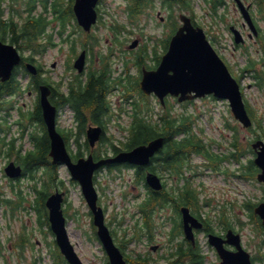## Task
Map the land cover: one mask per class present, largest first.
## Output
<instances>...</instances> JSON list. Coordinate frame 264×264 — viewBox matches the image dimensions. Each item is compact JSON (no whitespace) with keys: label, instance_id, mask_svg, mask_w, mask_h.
<instances>
[{"label":"rangeland","instance_id":"obj_1","mask_svg":"<svg viewBox=\"0 0 264 264\" xmlns=\"http://www.w3.org/2000/svg\"><path fill=\"white\" fill-rule=\"evenodd\" d=\"M106 1L111 2L112 0ZM114 1L118 2L120 0ZM70 6H73V0H62V8L66 9ZM19 7H21L20 12L23 16H26V8L22 9L21 5H19ZM50 7L53 10V4H51ZM43 8V5L38 3L37 12L41 11ZM103 8H106V5H103ZM3 9L5 14L8 15V2H4ZM106 9H109V7ZM196 9L200 10L198 6H196ZM230 11L232 21H241V19L239 20V14L236 12L232 4ZM47 17L50 20H53L51 24H49V31L54 34L53 38L57 45L49 47L43 55L38 57V60L47 70L45 76L61 82L64 84L63 88L66 89V85L71 80H75V76L78 74L73 67V62L83 49V46H77V51L73 52L69 43L63 41L61 35H56L61 25L55 20L53 13L47 14ZM116 18L125 23L129 29V21L126 18V15L119 12L116 15ZM17 19L18 21L23 22L24 18L18 16ZM141 21H143V19ZM111 22L112 19L105 14L99 26L95 27L92 32L97 36L99 43L94 46V50L90 52L89 69H99L101 67V57L106 54L107 49L112 45L118 46L114 44V33L108 27V24ZM158 22L159 20L154 19L152 24L146 28L149 31L144 35V38L147 40L145 39L143 44L145 45V42H147L150 43L151 46H157L158 52L163 54L160 41L158 44H155L156 40H154L153 43L150 42L151 35L155 38L166 37L167 31L162 32L164 29L158 27ZM261 24L264 28V23ZM75 26V20L68 22L66 24V30L72 32ZM157 31L159 32V35L155 33ZM124 33L125 34L120 35L124 40L131 36L127 31ZM160 33L162 34L160 35ZM219 35L221 41L217 40L214 47H216L217 51L225 57V60L232 65L233 68L231 71L233 75L236 78L237 76L241 77L239 82L242 86L244 100L249 106H252L257 111V115L264 128V90H261V88L254 85V79L250 73L241 70L242 66H244L245 58L240 52L234 50L230 34L222 31ZM77 37L84 39L85 34L80 30H76L71 38L74 40ZM3 40L10 41V37L6 36ZM131 41L132 40L128 41V44H130ZM247 42L251 49L249 54L257 60H260L262 53L257 52L255 43L251 40H248ZM143 46H140V48ZM117 48V54L114 55V57L112 56L110 61L113 62L112 69L120 71L121 73L119 75L122 76L124 75V69L122 62L118 60L120 59L118 57L119 50H131L128 45L118 46ZM140 48L138 49L140 50ZM21 52L24 56H29L30 54V51L28 50H22ZM54 62L57 63L56 68L51 67ZM156 63L155 54L150 52L149 58H147V65L153 66ZM21 69H23V67ZM130 69L131 70H128L126 75L131 73V75L141 76V71L137 66H133ZM19 78H22V84L25 86L29 84V79L31 77L30 75L26 77L20 75ZM136 81L137 79L133 80L132 83L135 84ZM120 88L108 93V99L112 111L114 112L113 120L108 127V135L111 137L114 136V140L117 144H119V140L123 138V133H121L122 130L118 127V124L120 123L124 127L128 126L132 122L134 110L132 102L130 103L121 93L123 87L120 86ZM1 101H6L9 107H3L0 114L5 117L12 114L11 120H15L17 113L15 109L10 108V104L23 107L25 110H30L35 104L36 92L34 90L26 91V93L16 95L14 98H11L10 95H8ZM148 101L152 107L149 111L153 115L162 114L168 109L169 112L175 116H191L194 120L193 131L195 133L200 134L208 144L214 140L222 143L221 146L214 143L213 145L210 144L212 151L219 154H224L231 150L230 139L234 132L228 128L227 123L238 126L239 131L237 134L240 140L241 138H247L248 141H253L259 134H261V138L264 139L263 129L259 127L258 122L255 120L253 129L244 128L234 117L227 100L208 96L179 103L175 97L169 96L167 97V104L165 107L161 105L159 99L155 95H151ZM123 109L125 110L123 111ZM67 111H62L61 124L65 122L69 127L74 126V124L77 126L73 120V114L69 109ZM8 131V140L19 135V130L16 124H12V128ZM76 138V131H74V134L69 137L70 149L74 153L77 152L79 148ZM85 140L86 135L84 133L80 136L79 141L83 144ZM22 141L24 143L22 145L23 148L28 149L33 147L28 139H22ZM16 144L18 146V144L21 145L22 143L17 141ZM100 145L101 147H97L98 152L101 151L106 153V151H108L109 154L112 153L110 142H104ZM244 149H246L247 152L242 156L240 162L228 160L222 164L220 170L229 169L231 172H236L240 168V171L245 172L248 170L246 166L251 168L250 160L254 159L255 154L251 151L252 147L249 144L248 147L245 145ZM82 150L84 152L83 155H87L90 152V147L88 148L85 145ZM9 157L12 156L4 155L0 158V192H5L7 197L18 198L17 189L22 188L26 197L25 201L22 202V205L16 209L6 208L0 205V236L4 241H7L2 256L0 254V264H5V261H8L9 264H57L55 263L54 258L48 256L50 247L47 241L50 240V244H53L54 235L49 231L46 233V227H40L37 212L30 208V205L35 202L37 196L36 193L32 192V182L26 175L21 179L20 186H18V180H12L5 174L4 166L7 163L6 159ZM194 158L192 164L196 166L191 167V170H189L187 174L189 176L195 175L193 181L195 186L201 190L203 201L209 200L211 203L205 205L204 210L211 213L214 228L218 232L224 231L221 226L218 225L219 217L224 208L227 217L230 218L231 227L242 234L244 246L250 251L253 257L258 256L254 263L264 264V259H262L264 258V233L258 231L255 224L250 221L248 215L249 211L245 207V202L253 201L259 203L264 200L263 184L256 178L259 171L254 178L241 179L235 177V175L222 174L220 170L216 172L207 168L203 163V157L196 156ZM59 174L60 178L65 181V185L61 186V189L66 192L67 197V202L64 204V208H67L70 205L68 209L69 215L67 227L71 241L75 245L79 256L86 264H106L108 258L106 252L103 250L101 242L96 236L92 216L89 213L90 209L83 196L80 184L76 181H72L70 172L64 165L59 166ZM95 181L100 195V204L106 209V215L109 220H112L114 218L113 216L123 218L124 216L131 217L133 215V217L125 223L129 225L130 223L132 224L135 219H142L143 215L140 212L138 205L140 202L144 201L143 198L146 196V188L143 184L137 182V173L134 168L125 166L112 169L105 168L98 172ZM168 182L169 184L174 183L175 186L183 183L182 181L177 183L174 179H171ZM56 188L57 186L54 184L50 191L53 192ZM25 207L28 208L24 209ZM12 211L15 212L13 213ZM193 213L196 214L194 211ZM154 215L158 228L154 230L155 240L151 245L159 243V241L161 243L162 241L164 242V247L159 251H154L148 245L147 239L143 237L138 243L133 242L125 246L126 252L132 256L137 255L138 252H141L144 256L152 254L158 258V262H161L162 264H172L171 262H173L175 257H172L171 259L163 257L165 254L169 253L172 246H174L172 242L167 243V232H169L171 228V222L165 223V225L163 223L166 219L169 220L175 216V212L170 208H157ZM240 220L243 223H241ZM112 227L118 229V236L123 239L118 224L115 223ZM22 229H26V231L29 232L33 241L32 245L27 246L24 251L15 249V247L11 246L10 241L7 240L9 238L14 239L17 233L21 232ZM183 238L184 234L180 233L178 239L181 240ZM196 238L200 253L205 257V264H221V259L215 249L208 243L206 233L199 231ZM169 243L171 246H169ZM35 256L41 257L40 260L35 262Z\"/></svg>","mask_w":264,"mask_h":264},{"label":"trees","instance_id":"obj_2","mask_svg":"<svg viewBox=\"0 0 264 264\" xmlns=\"http://www.w3.org/2000/svg\"><path fill=\"white\" fill-rule=\"evenodd\" d=\"M3 1L0 0V37H10L12 43L18 44L20 50L30 51L29 56L24 58V61L36 62V55L43 52L49 44H52L53 35H48L43 39L45 34V27L47 21L42 16H36L33 14L32 10L35 7V0H23L26 6L31 10L29 14L24 16L23 22H19L15 19L16 15L22 16V13L17 9H12V16L6 17L2 5ZM12 3H16L18 0H8ZM170 3H180L184 2L189 3V0H168ZM260 2L261 8L264 10V5L262 1ZM54 10L57 13L56 20L60 21L59 33L62 37L66 31V24L73 21L74 12L72 7L66 9L62 8L61 0H56L53 4ZM17 10V11H16ZM71 36V35H70ZM64 38L65 41L70 40ZM80 41V45L83 47L90 48L94 50V46L88 43H94V41L84 40L83 38H77ZM77 40H73L71 44V50L73 52L77 51ZM88 45V46H87ZM146 47H143L139 50V53L135 56V62L139 67L143 66L146 63V58L148 56L146 52ZM129 62V61H128ZM102 66L99 70H90L89 76L84 80L83 78L76 77L75 81H71L68 85V92L61 93V90L58 87L51 85L53 90L52 93H59V99L56 100L60 105L68 104L74 109L76 114V119L78 121V132L76 134V139L79 144L77 152H72L74 157L83 155V147L86 145L89 148L87 140L82 144L79 139L82 134L85 133L87 124L93 122L94 124H106L107 118L110 116L111 109L108 100V93L112 87L113 80L111 79L110 71V56H105L101 58ZM23 75L27 74V70L23 69ZM246 70L252 75L254 83L257 87L264 89V75L262 73V68L257 67V60L253 58L250 54L247 56L246 60ZM19 70H16L13 76L2 82L0 79V112H2L3 107H9L6 101L2 102L5 96L13 95L15 93H20L24 91L22 85L18 79ZM41 72V69H40ZM137 79L136 83L133 84L132 81ZM139 78L128 77L126 82L122 79L118 80V83H124L126 87V94L133 93L136 95L135 98L126 96V99L129 102H132L134 105L133 110V119L129 126L123 127V131L126 132L125 139H120L119 144H117L113 139H111L112 149L115 152L121 150H128L137 146L139 144L148 143L150 140L156 137H163L164 142L162 148L156 153L150 164L142 166L141 170L137 173L138 182H143L144 186L147 188V198L140 204L141 212L143 213L142 224L137 225L135 236L133 238H140V235H147L149 240H153V230H154V213L155 206H162L166 203H172L175 206L179 207L181 205H187L193 207V211L196 215L202 219L205 223L204 229L209 231H214L213 219L210 212L204 210L205 205H209V200L203 201L200 191L194 187L190 181V178L187 176L186 171L188 168L193 166V158L195 154H199L204 159V164L206 166H213L218 168V163L224 161L225 158L229 160L239 161L241 154L235 151V147H232V152L226 157L221 156L220 154L214 153L209 145L200 135L193 131L194 120L191 116H175L169 110L163 112L159 118L155 119L154 116L150 113L152 108L150 105L149 96L143 94L141 89L138 86ZM33 83H30L28 89H31L32 86L38 88L40 82H47L50 80L48 78H43L39 73L37 76L32 77ZM34 87V88H35ZM52 100V98H51ZM55 101V102H56ZM248 111L250 115L256 120L259 124V127L262 128V124L257 115V111L247 104ZM1 117H4L1 119ZM28 119L30 121H35L38 119L41 121L46 131L45 124L43 122V116L41 112L40 104L36 105V108L28 113ZM232 128H236L232 126ZM8 132V123L7 118L0 114V152L6 151L5 154L13 155L15 153L18 156V162L24 167V173L31 177V179L39 178L41 180V187L36 189L37 198L34 202V208L37 212V217L40 227L47 226L49 228L48 221V212L45 206V200L52 186L55 184L57 187L64 186V181L60 178L59 174V164H54L49 157L50 150V139L48 138L47 131L44 136H34V139L38 138L37 144L38 147L35 150L27 152L25 155H22L20 151L16 150V147L13 142L7 145L5 134ZM264 132V130H263ZM65 136V135H64ZM261 137L262 135L259 134ZM66 141H69V135L65 136ZM105 138V137H104ZM238 144L240 147L239 138L234 137V146ZM107 153V151H106ZM219 161V162H218ZM251 168L247 167L245 175L247 178H254L256 172L258 171L257 167L254 165V162L250 161ZM254 168V170H253ZM150 169L158 173L160 176L162 171L168 170L169 174L172 176L178 177L179 180H184L182 187L175 188L174 186L171 189L165 191V188L161 190H153L145 183V171ZM41 170V173L39 172ZM19 199L12 200L6 199L4 196L0 195V201L8 204L10 208H18L22 202L25 201V196L22 192L18 193ZM203 203V204H202ZM257 205V202L248 201L245 203V207L249 211L248 215L250 221L255 224V227L258 231L264 233V227L262 221L257 214L254 213V207ZM70 207V205H69ZM67 207L65 213L69 215ZM25 209V208H24ZM176 216L173 217L174 229L172 235L174 236L179 225L178 220V211L179 208H174ZM13 213L15 211H12ZM91 214V213H90ZM241 223H243L240 220ZM218 225L226 229L231 227L230 218L227 217L225 209L222 211V214L219 217ZM11 246L15 247L17 250H24L27 245L32 244L29 236L26 234L25 230H22L14 239H9ZM54 246H51L55 262L57 264H67L65 258L60 253L55 241L53 242ZM3 243L0 239V250H3ZM196 253V254H194ZM22 255V254H20ZM172 256H175V259L172 263L184 262V260L189 259L192 264H205V257L199 252L198 246L194 248L192 243H180L178 247L175 248ZM127 259L130 264L140 263L146 260H142L141 255L138 258H135L131 255L127 256ZM171 259V258H169ZM264 259V258H262ZM4 262V261H3ZM36 262V261H35ZM5 264H9L8 261H5Z\"/></svg>","mask_w":264,"mask_h":264},{"label":"water","instance_id":"obj_3","mask_svg":"<svg viewBox=\"0 0 264 264\" xmlns=\"http://www.w3.org/2000/svg\"><path fill=\"white\" fill-rule=\"evenodd\" d=\"M242 14L253 32H257L251 15L241 0H236ZM98 0H76L74 11L78 23L85 30H90L97 21L95 5ZM184 25L172 37L168 51L162 56L155 69L143 68L140 88L145 94H156L162 104L168 95L177 96L179 101L214 95L228 100L234 117L245 127H250L253 120L249 115L243 99L239 82L233 77L228 66L206 38L202 28L194 27L188 18H183ZM236 41L243 40L240 32L235 31ZM137 44L135 41L131 48ZM22 56L15 45L0 40V78L9 80L16 66L21 63ZM86 51H82L74 66L82 72L85 68ZM28 70L36 74V67L28 63ZM40 103L43 118L50 137V155L53 163H63L69 169L73 179L77 180L82 193L93 213V221L97 227V234L101 240L111 264H127L120 248L115 244L108 226L105 223L103 208L98 204V192L94 184L95 171L107 163H132L148 165L155 154L162 148L164 138L157 137L148 143L140 144L130 150L120 151L116 156L96 161L92 153L88 157H80L76 161L70 155L64 137L56 125L57 107L50 101L51 88L40 86ZM102 127L90 126L87 137L91 147L101 138ZM256 152L255 164L260 168L258 180L264 183V141L257 140L252 144ZM5 171L10 177L22 174V167L14 162L9 163ZM146 183L153 189L163 187L160 177L153 172L146 175ZM64 192L56 190L47 197L46 206L49 210V222L56 242L69 264H85L72 244L68 230L67 218L63 210ZM184 230L187 238L194 241L193 228H201L203 223L195 217L190 208H181ZM260 216L264 226V202L254 208ZM209 243L214 246L221 258L222 264H253L251 253L241 243V235L230 229L226 238L210 233ZM225 243L235 246V250L225 247Z\"/></svg>","mask_w":264,"mask_h":264},{"label":"flooded vegetation","instance_id":"obj_4","mask_svg":"<svg viewBox=\"0 0 264 264\" xmlns=\"http://www.w3.org/2000/svg\"><path fill=\"white\" fill-rule=\"evenodd\" d=\"M41 1L42 0H39L38 2L41 3L44 7L42 9V11H44L45 13L46 12H50V13L52 12L54 14V10H52L51 7L49 8V7L45 6ZM243 1H244V3L247 4V6H251L252 18H253V20H254L257 28H258L257 36H251L250 35V31L248 29V26L245 24L244 19L240 13V10L238 9L237 4L234 0H189V3L187 2L185 4H183L184 2H181V1L179 4L178 3H170L168 0H120L118 2H116L114 0H112L111 2H107L106 0H100L98 5H97V11L99 13V18L101 21H102L103 16L105 14H107L108 17L112 19V22L110 24H108V27L114 33V39H115L114 44L115 45H118V46H127L128 45L129 46L128 41H130V40H132V41L136 40L138 42L136 44L137 47H135L134 49H131V51H128L125 49L122 51L119 50L118 57L120 59H118V60H120L123 64V69H124L123 74L124 75H122V76L124 78L125 75L128 73V70H131L130 68L135 65L132 63L127 65V61L129 59H133L135 57V55H137V53H138L135 51L139 50L138 48H140V46L144 45L143 42L146 39V38H144V35L146 33H148V31H149L146 28L152 24L154 19L159 20L158 27L161 29H164L162 32L167 31L165 38H155L153 35L150 36V42L151 43H153L154 40H156L155 44H158L159 41L161 42L160 45H161V51L163 52V54L166 53L168 50L170 37L174 33H176L184 25V20L181 17L182 15L189 17V19H190V21L194 27H196V28L201 27L205 31L208 40L212 43L213 46L215 45V42H217V40L221 41L219 33L224 31V32H228L230 34L231 39L233 41L234 50L240 52L244 58L247 57L246 52L249 50V46L247 44L248 40H251V41H253V43H255L257 52L264 53V28L261 24V23H264V10H262L259 7L260 2L257 0H243ZM262 3H264V1H262ZM231 4L234 6V9L239 14V16H240L239 20L241 19V21H235L234 22L231 20V14H230ZM103 5H106V8L109 7V9L103 8ZM196 6H198L200 8V10H197ZM217 8H218V11H217ZM72 9H73V6H72ZM10 12H11V10L9 7V13ZM119 12L123 13L124 15H126L127 18H129V29H128L126 24H123V23L121 24L118 22L116 15ZM142 19H143V21H141ZM101 21L99 22V24L101 23ZM99 24L95 25L94 28L98 27ZM234 26L236 28H238L241 31L242 35L245 37V41H243L242 43L238 44L235 42V37H234V34L232 32V29ZM123 30H127V32L131 34V36L129 38H127L126 43L120 44L117 41L116 36H118V34L122 33ZM155 33H157V35H159L158 31ZM123 34H125L124 31H123ZM161 34L162 33H160V35ZM170 34H171V36H170ZM0 38L4 39V37H0ZM145 43L146 44L144 46L147 47L146 52L148 54L147 58H149L150 52H153L155 54V60L157 61V63L153 66L146 65V66H148V68H153L154 66L159 64L162 54L160 52H158L157 46H154V45L151 46L150 43H147V42H145ZM118 46H114V45L110 46V48H112V50H113V55H112L113 57L118 52V48H117ZM215 49H216V47H215ZM160 54H161V56H160ZM219 54L225 60V57L221 53H219ZM129 55H131V56H129ZM147 58H146V61H147ZM89 60H90V50L88 51L86 70L84 71V74H83V77L86 76V78L89 76L90 70H95V69H89ZM228 66H229L230 70L233 68L230 63H228ZM96 70H99V69H96ZM112 73H113V71H112ZM240 78L241 77L237 76L238 80H240ZM117 88H120V86L114 85L110 89L109 93L117 90ZM121 93H122L123 97H126V96L128 97V95H129V97H132V98L136 97V95H134L133 93H129V94L127 93L126 94L124 87H123ZM59 96H60L59 93H57V94L52 93L51 98H52L53 103L56 105V107H58V109H59L58 112H61V105L56 101L59 99ZM39 101H40L39 100V93H36L35 106L38 103L40 104ZM67 105H69V103ZM41 112H42V108H41ZM17 113L18 114L16 117V119H17L16 125L20 126V124H21V129H23V131H22V133L19 131V135L16 137V141H19L22 139H28L29 143H32L33 147L37 149L38 138L32 140V138L34 136L33 132H35L38 136H44L45 132L47 130L45 131L43 129L44 126L42 125L41 121H39L38 119H36L33 122L29 120V121H26L27 122L26 125L23 124L22 118H20L18 120L19 111H17ZM59 115H60V113H58V120H57L58 128L60 129V131L65 136L69 135V137H70V135H71L70 127L67 126V124L65 122L63 124H61V115L60 116ZM113 116H114V112L111 109V115L107 118L108 120L105 121L106 124H97V123L94 124L93 122H89L87 124V127H89L90 125L100 126V127H102V130H103L102 137H101L100 141H98L95 149L93 150L94 157L96 160H99L101 158H106L109 156V155H107V154H109L108 152L107 153H103L101 151L98 152L97 147H99V146L101 147V145H100L101 143L110 142V139H109V136L107 135V133H108V127L113 120ZM43 122H44V119H43ZM44 124H45V122H44ZM119 125H120V123L118 124V127H119ZM45 127H46V125H45ZM228 128H230V126H228ZM233 132H234V134H233L232 138L230 139V145H231L234 137L239 138L237 132H235V131H233ZM47 135H48V132H47ZM48 138H49V136H48ZM239 143H240V147L238 148V144L235 145V148H236L235 150H236V152H239L241 154V157H242L247 152V150L244 149V146L246 145L248 147V140H247V138H241V140L239 139ZM25 150H27V149H25V148L23 149L24 153L26 152ZM49 152H50V150H49ZM116 154H117V152L113 151L110 154V156H114ZM18 156H20V155H14L13 157H9L6 159V161L7 162L15 161L18 164L22 165L21 163H19L17 161ZM124 166L134 168L136 173H138L142 167V166L129 165L127 163H124L122 165L109 164L105 167L112 169V168H119V167H124ZM148 170H150V169H147V171L146 170H143V171H145V173H147ZM163 172H164V174H166V175H163L162 179L164 180L165 191H167L168 189H171L170 184L168 182L170 180L171 175L169 174L168 170H164ZM155 208H161V209L170 208L173 211H175L174 208H179V211L177 214L178 220H179V225L177 226V229L174 230V231H176L175 235L171 236L170 233L174 229V223L171 222V228H170L169 232H167V235H168L167 243L172 242V244L174 246L178 247L180 243L188 242V243H192L194 248L197 247V238L196 237L200 231L198 229H194V235H195V241L194 242L189 241L188 239L185 238V236L181 240L178 239V235H180V233L184 234V225H183L182 214H181V210H180L182 208V205L177 207L172 203H166L162 206H155ZM131 217H133V215ZM131 217L124 216L123 218H121L119 220L117 219L116 221L119 222L120 224H122V223L125 224L128 220L131 219ZM165 223H169V220L166 219V221L163 224L165 225ZM204 225H205V223H204ZM228 229H226L222 232H218L216 229L214 231L207 232L203 228V230L201 232H204L206 234L213 232V233H216L218 235H221L222 237H226V233H227ZM151 243H153V242L148 241V245L154 251H159L160 249H162L164 247V242H162V241H161V243L159 241V243H156L154 245H151ZM125 246L126 245H123V244L120 245V247L126 251ZM169 246H171L170 243H169ZM174 246H172V248ZM225 247H227L228 249H235V247L229 243H225ZM194 254H196V253H194ZM165 255H168V253ZM147 257H149L150 259L147 262L143 261L142 264H157L158 258L156 256H153L152 254H150V255L148 254ZM185 261H188L190 264H192L189 259L184 260V262L173 263V264H183V263H186ZM135 264H140V263H135Z\"/></svg>","mask_w":264,"mask_h":264}]
</instances>
